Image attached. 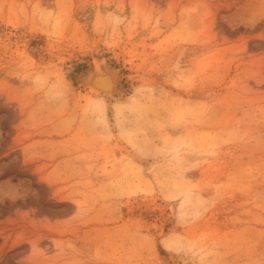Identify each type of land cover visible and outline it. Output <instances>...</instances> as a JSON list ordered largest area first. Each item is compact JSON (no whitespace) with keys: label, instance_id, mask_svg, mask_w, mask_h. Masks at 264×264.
Masks as SVG:
<instances>
[{"label":"rangeland","instance_id":"rangeland-1","mask_svg":"<svg viewBox=\"0 0 264 264\" xmlns=\"http://www.w3.org/2000/svg\"><path fill=\"white\" fill-rule=\"evenodd\" d=\"M0 264H264V0H0Z\"/></svg>","mask_w":264,"mask_h":264},{"label":"water","instance_id":"water-1","mask_svg":"<svg viewBox=\"0 0 264 264\" xmlns=\"http://www.w3.org/2000/svg\"><path fill=\"white\" fill-rule=\"evenodd\" d=\"M90 74L88 81L86 80L87 84L94 85L105 90H109L110 86L114 81L115 76H117V71L115 67H96L90 72Z\"/></svg>","mask_w":264,"mask_h":264},{"label":"bare ground","instance_id":"bare-ground-1","mask_svg":"<svg viewBox=\"0 0 264 264\" xmlns=\"http://www.w3.org/2000/svg\"><path fill=\"white\" fill-rule=\"evenodd\" d=\"M90 75L87 77V79H86L87 81H88V78L90 77ZM88 85H89V88L92 92L107 96L109 98H115V95L122 94L123 93L122 91L124 88V87L122 88V86L119 84L118 76H115L114 81H113L112 85L110 86L109 90H105V89H102V88H99V87H96V86L90 85V84H88Z\"/></svg>","mask_w":264,"mask_h":264}]
</instances>
